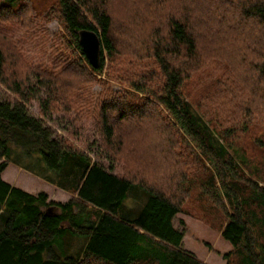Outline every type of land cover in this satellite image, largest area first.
Segmentation results:
<instances>
[{
	"label": "trees",
	"instance_id": "trees-1",
	"mask_svg": "<svg viewBox=\"0 0 264 264\" xmlns=\"http://www.w3.org/2000/svg\"><path fill=\"white\" fill-rule=\"evenodd\" d=\"M41 19L56 20L66 44L35 66L5 24L34 30L40 16L24 1L0 6V84L10 94L0 103V264H205L182 248L173 224L193 188L227 204L220 236L232 251L224 259L264 264V0H58ZM83 29L100 38L97 69L78 43ZM103 74L122 88L95 99L90 90ZM32 102L37 116L27 111ZM91 109L107 146L116 127L159 129L166 138L136 152L145 163L157 159L163 178L114 174L47 125L53 114L79 120ZM11 145L38 155L64 190L78 174L70 199L3 181ZM67 236L78 253L67 251Z\"/></svg>",
	"mask_w": 264,
	"mask_h": 264
},
{
	"label": "rangeland",
	"instance_id": "rangeland-1",
	"mask_svg": "<svg viewBox=\"0 0 264 264\" xmlns=\"http://www.w3.org/2000/svg\"><path fill=\"white\" fill-rule=\"evenodd\" d=\"M22 1L31 5L37 15L40 16L38 28L28 30L24 27H20L17 22L12 21L5 24V32L15 35V37L22 40L24 43L22 44L24 49L23 54L35 66L41 65L42 63L49 64L51 61L55 60L53 49L58 44L65 45L66 38L64 37L65 33L62 26L56 20L46 21L41 18L45 16L49 9L57 7L58 0H0V6L11 5L15 8L21 4ZM118 6L119 3L115 5L113 9H115L117 16L120 17L124 12ZM104 59L107 63L106 54ZM30 83L34 84L33 77L30 78ZM103 88L117 92L120 91L122 87L120 84L114 83L111 80H106L103 74L97 77V82L90 90L95 99L102 93ZM9 95L7 89L0 84V103L7 99ZM39 97H44L42 91H40ZM27 111L29 114L37 116V103L32 102ZM47 125L51 126L58 135L68 139L69 143L80 151L81 154L89 157L92 161H96L114 174L120 173L130 177L136 174L139 178L147 181L154 179L160 180L158 177L152 178L151 176L157 175V172L165 175V168L160 169L162 166L158 167L157 159L154 160V162L150 160L152 163L148 162V159L145 163L137 155L136 149L138 151L144 148L146 149L151 143L150 138L155 139L159 137L161 140L166 138L164 135H157L158 132L154 133L159 129L151 125L148 126L147 123L139 126L141 128L133 131L132 129L126 128H114L108 146L103 141V133H100L99 129L101 126L96 124V112L93 113V109L89 111L88 117L82 116L79 120L75 118V114L73 113L66 115L53 114L51 120L47 121ZM98 126L99 128H97ZM140 129L143 133H141ZM107 148L113 151V154L117 155L119 160L112 158V162H110L111 159L106 158L104 155L108 152ZM258 156L260 160L264 158V155L260 153H258ZM258 156L257 160L259 159ZM158 161L160 160L158 159ZM196 172L198 173L197 169ZM162 174L161 176L163 178ZM140 175H142V177ZM260 175L263 177L258 179V184L264 185V171H262ZM2 178L3 181L20 189H24L30 194H38V192L47 191L48 199L51 201L65 202L70 199V193L75 188L79 176L76 173L73 174L66 183L64 190L58 187L59 180H61L58 173L46 169L38 155L25 157L22 155L21 150L11 145L9 166L3 172ZM46 178L53 179V184L47 182ZM199 178H201V174H199ZM253 179L256 178L253 177ZM165 182L166 180H161L158 183H161V189L167 192L165 191ZM56 184H58V186ZM175 197L177 198V196ZM180 198H182V196H180ZM220 199L221 202L217 201V199L213 201L211 196H203L200 189L193 188L186 204L182 207V212L174 218L173 224L175 228L184 233L182 248L195 255L203 263L237 264V259L234 255L227 260L224 259V256L232 251V248L220 236L221 228L225 222V216L222 215L221 211L222 209L227 210V204L222 197ZM127 206L131 207L129 210L132 212L138 207L137 204L131 200L127 201ZM255 233L257 238L260 239V230L258 229ZM65 241L68 248H66L67 251L72 249L70 250L72 254L80 251L78 240L67 236Z\"/></svg>",
	"mask_w": 264,
	"mask_h": 264
},
{
	"label": "water",
	"instance_id": "water-1",
	"mask_svg": "<svg viewBox=\"0 0 264 264\" xmlns=\"http://www.w3.org/2000/svg\"><path fill=\"white\" fill-rule=\"evenodd\" d=\"M78 43L89 65L97 69L100 64L101 42L98 34L90 30L78 32Z\"/></svg>",
	"mask_w": 264,
	"mask_h": 264
},
{
	"label": "crops",
	"instance_id": "crops-1",
	"mask_svg": "<svg viewBox=\"0 0 264 264\" xmlns=\"http://www.w3.org/2000/svg\"><path fill=\"white\" fill-rule=\"evenodd\" d=\"M2 180H3V178H2ZM9 184V183H8ZM11 185V184H10ZM13 186V185H12ZM22 190H24V189H22ZM24 191H26V190H24ZM27 192V191H26ZM46 195L48 194V192L47 191H43ZM29 193V192H28ZM39 193V192H38ZM35 195V194H34ZM48 196V195H47ZM50 200V199H49ZM68 201V200H67ZM67 201H65V202H59V201H57V202H59V203H66ZM136 204V203H135ZM128 208H131L130 206H127Z\"/></svg>",
	"mask_w": 264,
	"mask_h": 264
}]
</instances>
